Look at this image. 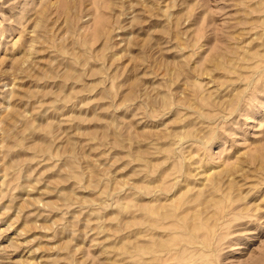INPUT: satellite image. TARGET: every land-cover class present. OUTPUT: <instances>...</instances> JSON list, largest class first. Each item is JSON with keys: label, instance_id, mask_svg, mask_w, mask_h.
Wrapping results in <instances>:
<instances>
[{"label": "rangeland", "instance_id": "374dc122", "mask_svg": "<svg viewBox=\"0 0 264 264\" xmlns=\"http://www.w3.org/2000/svg\"><path fill=\"white\" fill-rule=\"evenodd\" d=\"M262 263L264 0H0V264Z\"/></svg>", "mask_w": 264, "mask_h": 264}, {"label": "bare ground", "instance_id": "6f19581e", "mask_svg": "<svg viewBox=\"0 0 264 264\" xmlns=\"http://www.w3.org/2000/svg\"><path fill=\"white\" fill-rule=\"evenodd\" d=\"M214 187H215V186H213V188H214ZM215 189H216V188H214V190H215ZM215 191H217V189H216ZM223 197H224V196H223ZM224 198H225V197H224ZM218 199H221V197L218 198ZM218 199H217V200H218ZM196 200H197V199H196ZM199 200H200V199H199ZM199 200H197V201H192V203H194V202L196 203V202H198ZM217 200H216V201H217ZM201 201H203V199H202ZM225 201H226V200H225ZM214 202H215V201H214ZM220 202H221V200H220ZM227 202H228V201H227ZM198 203H200V201H199ZM198 203H197V204H198ZM215 203H218V202H215ZM211 204H212V203H211ZM211 204H210V206H211ZM221 204H222V203H221ZM221 204H220V205H221ZM216 205H217V204H216ZM220 205H219V206H220ZM224 205H227V204H224ZM211 207L213 208L214 205L211 206ZM147 209H148V208H147ZM149 209H150V208H149ZM213 209H214V208H213ZM146 211H147V210H146ZM151 211H153V210H150V211H148V212L150 213ZM213 211H214V210H213ZM220 211H221V210H219V213H220ZM148 212H146V213L149 214ZM214 212H216V211H214ZM217 212H218V210H217ZM152 213H153V212H151L150 214H152ZM155 213H156V211H155ZM219 213H216V215L219 214ZM193 214H195V212H194ZM213 214H214V213H213ZM213 214H212V216H214ZM153 215H154V213H153ZM153 215H151V216H153ZM169 215H170V214H169ZM148 216H149V215H148ZM148 216H147V217H148ZM151 216H149V217H151ZM156 216H157V214H156ZM156 216L151 217L152 219H151V218H148V220H149V219H150V220H154L153 218L156 217ZM161 216H162V215H161ZM164 216H165V215H164ZM170 216H172V213H171ZM193 216H194V215H193ZM195 216H196V217L199 216V218H200L201 214H200V215L195 214ZM195 216H194V218H195ZM202 216H203V215H202ZM202 216H201V218H204V217H202ZM217 217H218V216H217ZM145 218H146V217H145ZM157 218H158V216H157ZM157 218H155V219L157 220ZM159 218H160V216H159ZM159 218H158V219H159ZM197 218H198V217H197ZM214 218H216V216H214ZM214 218H213V219H214ZM162 219H164V218H162ZM162 219H160V220L162 221ZM171 219H172V217H171ZM160 220H159V221H160ZM164 220H166V219H164ZM193 220H194V219H193ZM146 221H147V220H146ZM146 221H145V222H146ZM159 221H158V222H159ZM161 221H160V222H161ZM170 221L172 222V220H170ZM145 222H142V223H143V224H146ZM147 222H149V221H147ZM152 222H155V220L152 221ZM158 222H157V223L155 222V223H156V226H157ZM182 222H183V221L181 220V224H186V220H185V223H182ZM192 222H194V221H192ZM208 222H209V220H208ZM155 223H154V224H155ZM179 223H180V222H179ZM179 223H178V224H179ZM197 223H198V222H197ZM197 223H196V221H195V222L192 223V224H197ZM204 223H205V222H203V225H204ZM135 224H137V223H135ZM147 224H148V223H147ZM150 224H151V223H150ZM150 224H149V225H150ZM140 225H141V224H140ZM174 225H175V224H174ZM190 225H191V224H190ZM201 225H202V224H201ZM178 226H179V225H178ZM183 226H185V225H182V226H181V230H182ZM187 226H189V223H187ZM197 226H198V225H197ZM197 226L195 225V227H193V228H194V229H195V228H199V227H197ZM205 226H206V224H205ZM185 227H186V226H185ZM189 227H190V226H189ZM138 228H139V227H138ZM156 228H157V227H156ZM167 228H168V227H167ZM167 228H166V229H167ZM170 228H171V227H170ZM174 228H176L177 231H178V229H179L177 226H175V227L171 228L170 231H171L172 229L175 231L176 229H174ZM186 228H187V227H186ZM206 228H208V226H206ZM144 229H146V227H145ZM148 229H150L149 226H148ZM190 229H191V231L193 230L192 227H191ZM209 229H210V228H209ZM215 229H216V228H215ZM137 230H138V229H137ZM142 230H143V228H142ZM168 230H169V229H168ZM203 230H204V229H203ZM210 230H211V229H210ZM143 231H144V230H143ZM165 231H166V230H165ZM177 231H176V232H177ZM179 231H180V230H179ZM179 231H178V233H179ZM214 231H215V230H214ZM136 232H138V231H136ZM172 232H173V231H172ZM189 232H190V231H189ZM201 232H202V231H201ZM204 232H205V230H204ZM158 233H159V232H158ZM165 233H166V232H165ZM174 233H175V232H174ZM174 233H173V235H174ZM181 233H182V232H181ZM211 233H214V232L211 231ZM211 233H210V234H211ZM159 234H160V233H159ZM189 234H190V233H189ZM189 234H188V235H189ZM205 234H207V232H206ZM168 235H169V234H168ZM171 235H172V234H171ZM173 235H172V236H173ZM178 235H179V234L176 233V236H178ZM190 235H191V234H190ZM172 236H171V237H172ZM192 236H193V235H192ZM203 236H205V235H203ZM206 236H208V235H206ZM210 236H211V235H210ZM210 236H209V238H210ZM195 237H196V235H195ZM211 237H212V236H211ZM175 238L177 239L178 237H175ZM175 238H174V239H175ZM179 238H180V236H179ZM181 238H182V235H181ZM187 238H188V237H187ZM187 238H186V239H187ZM206 238H207V237H206ZM171 239H172V238H171ZM174 239H173V240H174ZM183 239H185V238H183ZM183 239H182V240L180 239V240L183 241V242H188V241H189V240H188V241H185V240H183ZM207 239H208V238H207ZM173 240H171V241H173ZM201 240H202V239H201ZM174 241H175V240H174ZM181 241H180V243H181ZM206 241H207V240H206ZM206 241H205V243H206ZM183 242H182V244H185V243H183ZM191 242H192V240H191ZM194 242H195V241H194ZM171 243H172V242H171ZM173 243H174V242H173ZM173 243H172V244H173ZM172 244H171V245H172ZM169 245H170V244L165 245V246H168V248H169ZM171 245H170V246H171ZM175 245H176V244H175ZM175 245L173 244L172 246H175ZM172 246H171V247H172ZM181 246H182V245H181ZM183 246H185V245H183ZM206 246H207V243H206ZM163 248H164V249H165V248L167 249V247H163ZM159 249H160V248H159ZM159 249H157V250H159ZM169 249H171V248H169ZM155 251H156V250H155ZM131 259H132V258H131ZM262 264H264V263H262Z\"/></svg>", "mask_w": 264, "mask_h": 264}]
</instances>
